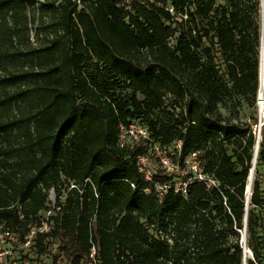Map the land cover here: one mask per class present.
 Returning a JSON list of instances; mask_svg holds the SVG:
<instances>
[{
    "label": "trees",
    "instance_id": "trees-1",
    "mask_svg": "<svg viewBox=\"0 0 264 264\" xmlns=\"http://www.w3.org/2000/svg\"><path fill=\"white\" fill-rule=\"evenodd\" d=\"M262 39L261 0H0V224L10 244L53 206L50 190L56 204L49 230L15 260L87 264L95 245L97 264H264V123L247 211L245 197ZM228 107L252 113L234 120ZM135 120L150 140L120 147L119 125ZM153 143L180 168L199 150L219 186L192 180L185 194L158 196L136 164L144 153L157 160ZM153 177L187 176L157 163Z\"/></svg>",
    "mask_w": 264,
    "mask_h": 264
},
{
    "label": "built area",
    "instance_id": "built-area-1",
    "mask_svg": "<svg viewBox=\"0 0 264 264\" xmlns=\"http://www.w3.org/2000/svg\"><path fill=\"white\" fill-rule=\"evenodd\" d=\"M133 1L135 0H119L121 5H125L127 7H129ZM146 1L153 2L154 0ZM170 10L172 9L170 8ZM256 103L259 111H262L263 115L262 120H258V124L256 125L255 134L257 135L258 130L261 129V126L264 123V93H258ZM143 139L150 140V132L145 126L136 125L134 122L129 123L128 125H119L118 144L120 147L132 148L135 143ZM180 145L181 141H177L176 147L178 151L180 150ZM151 150L154 157L157 158L156 162L161 166L166 174L171 175L179 173L187 176L185 180H155L153 177L155 168L153 158L147 153L139 154L136 158V164L138 171L142 175V180L152 184L158 196H162L170 188H173L176 192L185 194L188 183L192 180L203 182L208 189L219 186V182L213 174L204 171L203 165L199 159V150H192L185 156V165L183 168H180L178 160H173V158L169 156L158 144L153 143ZM172 154H174V152ZM146 191H148V189H146ZM52 205L53 206H51V208L45 210L42 214L35 218L33 224H31L29 228V231L25 234L24 241L21 246H13L10 244L15 240V234L5 224H0V264H30L28 260H25L24 262L15 260V255L20 247H29L36 234L49 230L48 219L56 206L55 202ZM96 250V246L92 245L89 251L87 264H97Z\"/></svg>",
    "mask_w": 264,
    "mask_h": 264
},
{
    "label": "water",
    "instance_id": "water-1",
    "mask_svg": "<svg viewBox=\"0 0 264 264\" xmlns=\"http://www.w3.org/2000/svg\"><path fill=\"white\" fill-rule=\"evenodd\" d=\"M263 13H264V0H261L262 25H263ZM258 93L259 94L264 93V46H263V39L261 41V51H260V86H259ZM262 116H263L262 111H259L258 120H260V119L262 120ZM259 136H260V129L258 130L257 135H256V144H255V150H254V155H253V160H252V167L250 169L249 178H248V185L246 187V192H245L246 211L248 208L249 198L251 196V190L250 189H251V184H252L254 164H255L256 152H257V148H258ZM245 238H246V228L244 227L243 232H242V238H241L242 247L244 249V255H245V252L247 251L246 246H245ZM244 264H245V258H244Z\"/></svg>",
    "mask_w": 264,
    "mask_h": 264
},
{
    "label": "rangeland",
    "instance_id": "rangeland-1",
    "mask_svg": "<svg viewBox=\"0 0 264 264\" xmlns=\"http://www.w3.org/2000/svg\"><path fill=\"white\" fill-rule=\"evenodd\" d=\"M35 1H41V0H35ZM37 16L38 15L35 13V16H34L35 20H37ZM223 112H224L225 116L231 117L234 120L237 117H239L241 120L243 119V120H246L247 121V117L251 115L252 110L247 109V108H242V109H240V110L237 111L235 108L228 107V108H224L223 109ZM257 113L259 115V109L258 108H257ZM134 123L136 125H142L137 120H135ZM254 133H256V126L254 127ZM156 161L157 160H153V162H154L155 165H157V162ZM259 169H260L259 171H260L261 189L263 190V193H264V166H260ZM54 199H55V193H54L53 190H50V192H49V203H48V205H52L55 202ZM242 232H243V230H242Z\"/></svg>",
    "mask_w": 264,
    "mask_h": 264
},
{
    "label": "bare ground",
    "instance_id": "bare-ground-1",
    "mask_svg": "<svg viewBox=\"0 0 264 264\" xmlns=\"http://www.w3.org/2000/svg\"><path fill=\"white\" fill-rule=\"evenodd\" d=\"M256 163V162H255ZM251 190V189H250Z\"/></svg>",
    "mask_w": 264,
    "mask_h": 264
}]
</instances>
